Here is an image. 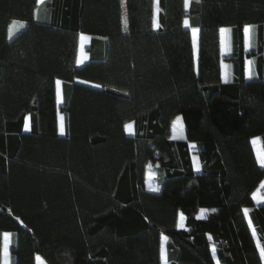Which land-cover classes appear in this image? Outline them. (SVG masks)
I'll list each match as a JSON object with an SVG mask.
<instances>
[{"label": "trees", "instance_id": "1", "mask_svg": "<svg viewBox=\"0 0 264 264\" xmlns=\"http://www.w3.org/2000/svg\"><path fill=\"white\" fill-rule=\"evenodd\" d=\"M126 7L125 33L122 0H0V236L12 232V264H162L163 235L168 264H264L252 234L264 243L252 143L264 150V0ZM78 34L89 58L71 81ZM178 114L185 135L172 138ZM149 167L159 191L146 188ZM201 207L219 211L202 220Z\"/></svg>", "mask_w": 264, "mask_h": 264}, {"label": "crops", "instance_id": "2", "mask_svg": "<svg viewBox=\"0 0 264 264\" xmlns=\"http://www.w3.org/2000/svg\"><path fill=\"white\" fill-rule=\"evenodd\" d=\"M45 0H40L39 4H41L42 2H44ZM125 3V5H124ZM122 8L123 10H126L127 11V7H126V0H122ZM124 13V12H123ZM128 17V16H127ZM225 29V28H223ZM250 31V29H249ZM81 35H85V34H78L76 35V39L78 38L79 40H82L81 39ZM86 37V36H85ZM197 38H198V34H197ZM85 41V48L82 52H80V55L76 56L74 58V65H75V68L81 64H83L84 62H86L89 58V52L87 50L89 44H90V37L89 38H85L83 39ZM248 45H249V33H248ZM221 47H222V53H223V56L225 57L226 56V53H227V35H226V31H225V34L224 32L221 33ZM247 49L249 48V46H247ZM83 59V63H78V60H81ZM250 60H247L246 61V75L248 77V69L250 67L251 69V65L248 64ZM222 77H223V80L226 81L227 80V77H228V71H227V63L225 61L222 62ZM70 80L71 81H75L76 79L75 78H72L70 77ZM61 81V80H60ZM61 84H62V81H61ZM61 89H62V85H61ZM58 98H59V95H58ZM28 118V116H27ZM30 118V116H29ZM27 122V121H26ZM131 124V123H130ZM28 127H29V130H30V120L28 121ZM133 126V124H132ZM28 130V131H29ZM129 132V131H128ZM132 133H134V127H133V131ZM131 133V134H132ZM182 134V133H181ZM181 134L178 135V137L176 138H181L183 137ZM181 136V137H180ZM252 143H253V147H254V151L256 153V157H257V160H258V156H264V150L262 148V144H261V141H260V138L258 136L256 137H253L252 138ZM190 149L192 151V160H193V164H194V169L199 172L201 171V162H200V158H199V155L197 153V144L195 142H190ZM197 160H199V165L197 164ZM260 164V163H259ZM151 182V184H149ZM262 184V183H261ZM261 184L259 185V187L254 191V193H256V196L257 198L254 199V202H255V205L256 206H260L264 203V201H259V198L260 197H264V188H261ZM146 188L148 190H152L155 188L154 186V172L152 170L151 167L148 168L147 172H146ZM202 210H205V211H202ZM219 211V208H216V207H201L198 212H197V215L196 217L198 219H202V220H207L209 219L213 214H216L217 212ZM248 212V211H247ZM181 214L183 215L184 219L183 221H181L180 219V216ZM250 220V219H249ZM251 221V220H250ZM182 225V226H181ZM178 227L180 229H187V226H186V217L185 215L180 211L179 212V215H178ZM164 237H166L167 239H163ZM167 242H168V236L167 235H163L162 236V245L164 246V248L166 249V259H167V264H168V252H167ZM216 250V248H215ZM216 255V254H215ZM218 264L219 261L218 259H216ZM162 264H165L164 262V259L162 258Z\"/></svg>", "mask_w": 264, "mask_h": 264}, {"label": "rangeland", "instance_id": "3", "mask_svg": "<svg viewBox=\"0 0 264 264\" xmlns=\"http://www.w3.org/2000/svg\"><path fill=\"white\" fill-rule=\"evenodd\" d=\"M124 5H125V3H124ZM19 22H21V21H16V23H19ZM122 29H123V31L125 33L128 32V17H127V11L126 10H123V8H122ZM14 33H15V25H13V26H11L9 28V36L12 37L14 35ZM197 34H199L198 31L196 32L195 37H194L193 31H192L193 42H194V46H195L194 48H195L196 58H197V55H198ZM224 34H225V32H224ZM226 35H227V33H226ZM81 36H83V37L86 36L87 38H89V36H87V35H81ZM85 44L86 43H85V41L83 39L82 40H79L78 38L77 39L75 38V41H74V49H73V60H74V58L76 56L80 55V52H82L84 50ZM74 61H73V64L71 65V68H70V76H71V79L72 78H75V76H74V69H75L74 63L75 62ZM61 85H60V92H59V98H58V103H59L60 106L63 103ZM61 117L63 118L62 123H63V129H64L62 135H64L65 134L64 114L60 112L59 113V131H60V125H61ZM29 120H30V118L28 116V118H27V124H28V121ZM25 130L26 131L29 130V127L26 128V122H25ZM179 134H181L182 136L185 135V125H184L183 118H182V116L180 114L176 115L175 118H174V120H173L171 137L172 138H176V137H178ZM197 164L199 165V160H197ZM149 184H151V182ZM4 233H9L10 234L9 242H10V245H11V242H12V239H13L12 232H4ZM4 233H2L1 236H0V241L2 243V249H1V253L2 254H1L0 264H3V245L5 243ZM36 263L37 264H48L45 261V259L42 256H40V255H36ZM9 264H12V257H11V253H10V246H9Z\"/></svg>", "mask_w": 264, "mask_h": 264}, {"label": "snow or ice", "instance_id": "4", "mask_svg": "<svg viewBox=\"0 0 264 264\" xmlns=\"http://www.w3.org/2000/svg\"><path fill=\"white\" fill-rule=\"evenodd\" d=\"M38 2H40V0H38ZM157 3H158V0H157ZM190 3V0H185V5L188 6V4ZM15 23V22H13ZM185 26H188L189 25V21L186 19L185 20ZM23 27V25H21ZM157 27L159 26L158 24L156 25ZM251 26H245L244 28V32H245V39H246V45L247 46H250L248 45V33H249V29H250ZM198 30H193V35L195 37V34ZM221 33L225 32V31H229L228 29H220ZM81 39H85V37H81ZM78 63H83V59L81 60H78ZM251 61L248 62L249 65H251ZM252 72H251V69L249 67L248 69V78L251 79L252 78ZM56 84H57V90H58V95H59V92H60V85H61V81L57 80L56 81ZM97 87H99V85H96ZM62 120L63 118L61 117V125H60V133L63 134V123H62ZM26 121H27V118H26ZM28 127V124L26 122V128ZM126 129L129 131V133L131 134L132 131H133V126L132 124H128L126 125ZM258 162L260 163V165L262 167H264V156H258ZM261 188H264V183L261 184ZM153 191H159V188H154L152 189ZM253 198L256 199L257 196H256V193H253ZM259 201H264V197H260L259 198ZM202 211H205V210H202ZM247 209H245V213L247 214ZM180 219L181 221H183L184 217L183 215L181 214L180 216ZM249 225L250 227L252 226L251 225V221L249 220ZM182 226V225H181ZM253 238L255 240V243H256V247L257 249L259 250L260 252V255L262 258H264V243L261 242V239L257 236L256 232H255V229L253 228ZM9 237H10V234L9 233H4V238H5V243L3 245V264H9V246H10V242H9ZM163 239H167L166 237H164ZM212 251H213V254L215 253V248L213 247L212 248ZM161 256L162 258L164 259V262L165 264H167V259H166V249L164 248V246L162 245V248H161Z\"/></svg>", "mask_w": 264, "mask_h": 264}]
</instances>
